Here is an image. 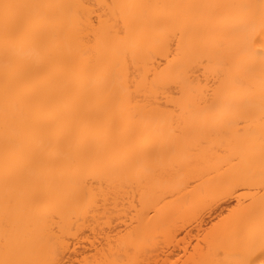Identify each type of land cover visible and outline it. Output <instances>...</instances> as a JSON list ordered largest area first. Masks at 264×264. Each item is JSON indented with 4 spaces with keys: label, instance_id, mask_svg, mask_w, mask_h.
<instances>
[{
    "label": "bare ground",
    "instance_id": "bare-ground-1",
    "mask_svg": "<svg viewBox=\"0 0 264 264\" xmlns=\"http://www.w3.org/2000/svg\"><path fill=\"white\" fill-rule=\"evenodd\" d=\"M262 186L264 0H0V264H152L228 191L185 264H264Z\"/></svg>",
    "mask_w": 264,
    "mask_h": 264
},
{
    "label": "rangeland",
    "instance_id": "rangeland-1",
    "mask_svg": "<svg viewBox=\"0 0 264 264\" xmlns=\"http://www.w3.org/2000/svg\"><path fill=\"white\" fill-rule=\"evenodd\" d=\"M190 185H193V183L190 184ZM129 186H131V185L128 184V186L126 185V186H125L126 188H125V187H124V188H125L126 190H129V189H127ZM262 187H264V186H262ZM135 188H136V187H134L133 191H135ZM125 189H123V190H125ZM138 189H139V188H136V190H138ZM140 190H141V189H139V191H140ZM139 191H137V192H138L137 195H139ZM226 191H228V190H226ZM232 191L234 192V190H232ZM237 191H240V192H241V189H237ZM262 191L264 192V188H263V190L261 189V192H262ZM123 192H124V191H123ZM126 192H128V191H126ZM126 192H124V194L127 196V195L130 193V194H131L130 196H132V198H133V196H134L135 193H136V191H135V193L133 192V194H132V192H129L128 194H126ZM140 192H141V191H140ZM221 192H224V191H221ZM221 192H220V193H221ZM240 192H239V193H240ZM261 192H260V190H259V193H260V194H261ZM263 192H262V194H263ZM220 193H219V194H220ZM227 193H229L230 196L227 195L226 192H225L226 195H225V194H222V196H221V194H220V196H218V194H217V198L219 199V198L221 197V200H220V199H219V200H218V199H214L216 196H214V197L211 198V199H212L211 202H213L214 205H216V207L214 206V207L212 208L211 204L213 205V203L210 204V201H208V202H209V205L211 206V208H209V209H211V210H209L208 212L204 211V212H203V213H204V217L201 216V215H203V214H202V211H201V210H198V211L201 212V213H200L201 215H200L199 213H197L198 215H196V217H198V219H199V218H203V222H202L201 219L198 220L197 218H195V214L193 215L195 221H194V219L191 218V216H190V219H191V220H190V221H191L190 224H191V225H190V224L188 225V222H190V221H187V225H188V227L186 226V228H185L184 225L182 226V224L178 223V220L176 221V223H177V224H180L181 227H183V228H180L181 230H179V233H178V234L176 233V235H174V236L176 237V239H175V241H174L175 243L172 242V238H171L170 241H171L172 243L170 244V246L168 245V247H167L166 249L164 248V247H166V246L161 247V249L158 248L159 246L157 247L159 250H162V249L164 248V250L166 251V252L163 251L164 253L160 251L161 253H163L161 256H159V255L161 254V253H160V254L158 253L159 251L156 252V253H158V255H157V259L160 260V261H159V262H160L159 264H168V263H170V264H174V263H175V264H183V263H184V264H185V263L187 262V260H189V258H188L187 260H185V259L187 258V255L189 254V252H190L191 254L193 253L192 256L195 255V254H194V253H195L194 250L196 251L197 248L199 249V247H202V246H203V244L205 243V241H203L202 236H203V238L206 239V237H204V236H205V234H207V232H210V231H208V230L213 226L212 223H215V224H216V223L218 222V220H220L222 217H223V218H222V220H223L225 217L230 216L231 213H230L229 215H227V213H229V212L232 211V210H235V209L238 207V206H237V207L235 208V206H236L235 203H237V201H236V199H234V198H236L235 196L238 194V192H237V193L230 194L231 191H230V192L228 191ZM122 194H123V193H122ZM234 194H235V195H234ZM137 195H136V196H137ZM231 195H232V197H231ZM130 196H127V198H126V197L124 198V199L127 201V204H126V202L123 203V204H126L127 207H128V206H129L128 204H129L130 202L132 203V201L134 200V201H135L134 203H136V206H137V204H138V203H137V200H138L137 198H138L140 195L137 196V198L134 197L133 200H132V198H131ZM263 196H264V195H263ZM121 197H124V196L121 195ZM121 197H120V200H118L119 198H118L117 200H118V201H125V200H121ZM145 197L148 198L147 196H145ZM150 197H151V194H149V198H150ZM129 198H131L132 201H130ZM226 198H227V199H226ZM135 199H136V200H135ZM139 199H140V198H139ZM164 199L167 200V199H168V196H166ZM164 199H163V200H164ZM213 200H214V201H217V203L214 202ZM226 200H227V201H226ZM128 201H130V202L128 203ZM138 201H139V200H138ZM116 203H118V202L116 201ZM119 203H120V202H119ZM121 203H122V202H121ZM134 203H133V204H134ZM123 204H120L121 208H122V205H123ZM140 204H141V203H140ZM118 205H119V204H118ZM141 205H142V204H141ZM206 205H207V204H206ZM218 205H219V206H218ZM237 205H238V204H237ZM123 206H125V205H123ZM130 206H131V205H130ZM133 206H135V205H133ZM207 206H208V205H207ZM118 207H119V206H118ZM125 207H126V206H125ZM131 207H132V206H131ZM208 207H209V206H208ZM217 207H218L219 209H218ZM221 207L223 208V210H222ZM129 208H130V207H129ZM135 208H136V207H135ZM216 208H217V209H216ZM226 208H227V209H226ZM233 208H234V209H233ZM123 209H125V208L123 207ZM131 209H133V208H131ZM146 209H149V208H146ZM146 209H144V210L146 211ZM205 209H208V208H205V206H204V207H203V210H205ZM213 209L216 210V211L214 212ZM228 209H230V211H228ZM128 210L130 211V209H128ZM138 210H139V209H138ZM140 210H142V209H140ZM212 210H213V211H212ZM218 210H219V211H218ZM221 210H222L223 212H222ZM133 211H134V210H133ZM150 211H151V212H149V210H148V213L146 212V213H147V216H148L149 213H152V210H150ZM198 211H197V212H198ZM217 211H218V212H217ZM226 211H228V212H226ZM235 211H236V210H235ZM126 212H127V208H126ZM210 212H211V213H210ZM120 213H122L123 215L125 214V212H124V213H123V212H120ZM132 213H133V212H132ZM134 213H135V212H134ZM136 213H137V212H136ZM139 213H140V212H139ZM208 213H209V214H208ZM217 213H219V214L221 213V215H219V214H217ZM223 213H224V214H223ZM118 214H119V213H118ZM122 214H121V216H123ZM130 214H131V212H130ZM130 214L128 213L129 216H130ZM137 214H138V213H137ZM207 214H208V215H207ZM126 215H127V213H126ZM126 215H125V216H126ZM128 215L126 216V218L128 217ZM226 215H227V216H226ZM116 216H119V215L116 214L115 217L113 216V219H115V218L117 219L118 217H116ZM121 216H119V217L122 218ZM125 216H123V217H125ZM131 216H132V215H131ZM134 216H135V215H133V217H134ZM149 216L151 217L152 215L150 214ZM220 216H221V217H220ZM231 216H233V213L231 214ZM231 216H230V217H231ZM215 217H216V218H215ZM219 217H220V219H219ZM120 218H118L117 222H118V224H120L121 226H120V225H117V224H114L113 227H115V226L117 225V226H119V228L121 227L122 231H127L126 228L129 227V226H131V225H129V224H132V221H133V220L131 219L132 221H131L129 224L126 225V222H125V224L123 225V224H121V223L119 222V219H120ZM209 218H210V219H209ZM113 219H112V220H113ZM124 219H125V218H124ZM124 219H123V220H124ZM134 219H135V217H134ZM186 219H188V218H186ZM186 219L183 218L184 221H185ZM204 219H205V220H204ZM225 219H226V218H225ZM125 220H126V219H125ZM127 220H128V218H127ZM183 220H182V221H183ZM188 220H189V219H188ZM197 220H198V221H197ZM129 221H130V217H129ZM129 221H127V223H128ZM134 221L136 222V220H134ZM134 221H133V223L136 224ZM199 221H201L202 224H200ZM207 221H208V222H207ZM212 221H213V222H212ZM215 221H217V222H215ZM112 222H113V221H112ZM112 222H111V223H112ZM117 222L115 221V223H117ZM180 222H181V221H180ZM194 222H195V223H194ZM196 222H197V223H196ZM109 223H110V222H109ZM123 223H124V221H123ZM176 223H175V224H176ZM184 223H185V222H183V224H184ZM198 223H199L200 225H202V226H201L202 228H201V227L199 228L200 225H199ZM203 223H204V224H203ZM112 224H113V223H112ZM112 224H110V225L112 226ZM196 224H197V227L200 229L199 231H198V229L196 228ZM208 224H209V225H208ZM132 225H133V224H132ZM185 225H186V224H185ZM193 225H194V226H193ZM198 225H199V226H198ZM117 226H116V227H117ZM126 226H127V227H126ZM175 226H177V225H175ZM175 226H174V227H175ZM178 226H179V225H178ZM206 226H207V227H206ZM209 226H210V227H209ZM106 227H107V226H106ZM109 227H110V226H109ZM179 227H180V226H179ZM179 227H178V228H179ZM203 227H204V228H203ZM111 228H112V227H111ZM129 228H130V227H129ZM134 228H135V227H134ZM184 228H185V229H184ZM207 228H209V229H207ZM106 229H108L107 231L109 232V229H110V228H106ZM106 229H105V231H106ZM117 229H118V228H117ZM117 229H116V230H117ZM121 229H120V230H121ZM188 229H189V230H188ZM205 229H206V230H205ZM110 230H111V232H112V229H110ZM130 230H131V229H130ZM176 230H178L177 227H176L175 230L173 229V231H176ZM202 230H203V231H202ZM210 230H212V229H210ZM85 231H86V232H85ZM85 231H84L83 233L86 235L88 230L86 229ZM128 231H129V229H128ZM170 231H172V227H171V230H170ZM185 231H186V232H185ZM90 232H91V231L88 232V233H89V236H90V234H92V233H90ZM108 232H107V233H108ZM113 232H114V231H113ZM113 232H112V233H113ZM130 232H131V231H130ZM177 232H178V231H177ZM195 232H197V234H196ZM83 233H82V234H83ZM115 233H116V231H115ZM115 233H114L113 237H115V236L117 235V234L115 235ZM117 233H118V232H117ZM121 233L123 234L124 232H121V231H120V234H121ZM127 233L129 234V232H127ZM185 233H188L189 235H188V234H185ZM199 233H200V234H199ZM203 233H204V234H203ZM84 234H83V235H84ZM125 234H126V233H125ZM182 234L185 236V238H184V236L182 237ZM194 234H195V235H194ZM85 235H84V236H85ZM109 235H110V234H109ZM126 235H127V234H126ZM171 235H172V234H171ZM177 235H178V236H177ZM180 235H181V236H180ZM79 236H80V234H79ZM87 236H88V235H87ZM96 236L98 237V234H96ZM153 236H154V235H153ZM169 236H170V235H169ZM174 236H172V237H174ZM90 237H91V236H90ZM109 237H110V240L113 242L114 240L111 239L112 234H111ZM154 237H156V234H155ZM157 237H159V235H157ZM160 237H161V239H163V238L165 239V237H164V236L162 237V235H161ZM178 237H179V238H178ZM180 237H181V238H180ZM193 237H196V239H195V238L192 239ZM200 237H201V238H200ZM86 238H87V237H86ZM88 238H89V237H88ZM88 238H87V239H88ZM91 238H92V239H90V240L92 241V240H94L96 237H95L94 239H93V237H91ZM98 238L100 239V237H98ZM98 238H97L96 240H98ZM151 238H152V236H151ZM186 238H189V239H186ZM197 238H199L200 240H198ZM79 239H80V238H79ZM83 239H84V238H83ZM114 239H115V238H114ZM161 239L159 238L158 240L160 241ZM166 239H167V238H166ZM166 239H165V240H166ZM190 239H191V240H190ZM146 240L149 241V240H151V239H150V238H146V239H145V242H146ZM158 240H156V242H158ZM167 240H169V239H167ZM173 240H174V238H173ZM177 240H178V241H177ZM185 240H186L187 243H185ZM197 240H198V241H197ZM76 241H77V240H76ZM78 241H79V240H78ZM78 241H77V243L80 244V241H81V240H80L79 242H78ZM84 241H85V242H88V241H86L85 239H84ZM152 241H153V242H150V241H149L150 243H149V242H146V244H147L149 247H150V246L155 247V242H154L155 239H153ZM82 242H83V240H82ZM82 242H81V244H82ZM92 242H96V241H92ZM92 242H91V243H92ZM98 242L101 243L102 241L98 240ZM142 242H144V240H143ZM142 242H141V244H142ZM145 242H144V243H145ZM161 242H162V241H161ZM166 242H167V241H166ZM166 242H164L165 245H167ZM197 242L199 243L198 245H197ZM203 242H204V243H203ZM99 243H98V244H99ZM178 243H179V244H178ZM182 243H183V244H182ZM74 244L76 245V243H74ZM79 244H77V245H79ZM87 244H88V243H87ZM95 244H96V243H95ZM95 244H93V246H94ZM98 244H96V246H97ZM146 244H143V245H146ZM172 244H173L174 246H173ZM192 244H193V245H192ZM77 245H76V247H77ZM83 245H84V243H83ZM85 245H86V244H85ZM88 245H89V247L91 246L90 244H88ZM88 245H87V246H88ZM158 245H159V244H158ZM180 245H181V246H180ZM185 245H186V246H185ZM189 245H190V246H189ZM199 245H200V246H199ZM201 245H202V246H201ZM87 246H86V247H87ZM96 246H95V247H96ZM99 246H100V244H99ZM156 246H157V245H156ZM182 246H183V247H182ZM191 246H192V248H191ZM196 246H198V247H196ZM204 246H205V244H204ZM204 246H203V247H204ZM86 247H85V248H86ZM89 247H88V248H89ZM91 247H92V246H91ZM91 247H90V248H91ZM169 247H170V249H168ZM172 247H174V250H173ZM185 247H186V249H185ZM194 247H196V248H194ZM82 248L85 250V248L81 246V247H79L78 251H79L80 249L83 250ZM143 248H144V247H143ZM175 248H176V249H175ZM193 248H194V249H193ZM91 249H92V248H91ZM91 249H87L86 251H88V250L91 251ZM155 249H156V248H155ZM177 249H178V250H177ZM75 250H76V249H75ZM84 250L82 251V253H85V252H86V251H84ZM142 250H143V249H142ZM146 250H148V249H146ZM152 250H153V249H152ZM168 250H169V251H168ZM172 250H173V251H172ZM129 251H132V250H129ZM133 251H134V250H133ZM140 251H141V250H140ZM140 251H139V254H141ZM149 251H150V250H148V253H149ZM153 251H154V250H153ZM153 251H152V254H151V255H153ZM155 251H156V250H155ZM181 251H182V252H181ZM134 252H135V251H134ZM144 252H146V251H145V250L143 251V254H144V255H145V254H148L147 252H146V253H144ZM169 252H170V255H169ZM74 253H77L78 257L82 254L81 251H80L81 254H78L77 251L74 252ZM92 253H93V249H92ZM92 253H91V254H92ZM128 253H130V252H128ZM156 253H154L155 255H154L152 258H151V257L149 258V259H151V260L154 258L155 261L152 260L153 262H156V260H157V259H156ZM181 253H182V254H181ZM183 253H184V254H183ZM68 254H69V255H68L69 257H70V256L73 257V256L75 255V254H73V253H71V254H73V255H71L70 253H68ZM86 254L91 256V254H89V252H88V253L86 252L84 255L87 256ZM134 254H135V255H134V256H135L134 260H132V258H131V260L129 261V263H134L135 260L138 258V257L136 258V256H137L138 254H137V255H136V253H134ZM143 254H141V256H142ZM185 254H186V255H185ZM131 255H132V254H131ZM131 255H130V256H131ZM149 255H150V253H149ZM75 256H76V255H75ZM139 256H140V255H139ZM169 256H170V257H169ZM183 256H184V259H183ZM66 257H67V255H66ZM72 257H71V260H74L75 257H74V259H72ZM78 257L76 256L77 259L74 260V264H76L75 261L78 260ZM80 257H81V256H80ZM87 257H88V256H87ZM163 257H166V258H163ZM181 257H182V258H181ZM189 257H191L190 254H189ZM67 258H68V257H67ZM88 258H89V257H88ZM139 258H140V257H139ZM139 258H138V260H139ZM141 258H142V259H141L142 261H144V260L146 261V260H148V255H147V256L145 255V256H143V257H141ZM167 258H168V259H167ZM81 259H82V258H81ZM81 259L79 258L80 261H81ZM163 259H164V260H163ZM166 259H167L168 261H167ZM180 259H182V261H180ZM67 260H68V259H66V261H67ZM71 260H68V262L70 261V262L73 263V261H71ZM80 261H77L78 264H79ZM142 261L140 262L141 264H142ZM145 261H144V262H145ZM165 261H166V262H165ZM68 262H67V264H68ZM153 262H152V264H154ZM157 262H158V260H157ZM157 262H156L155 264H157ZM177 262H178V263H177ZM180 262H182V263H180ZM145 263H146V262H145ZM148 263H150V260L147 261V264H148ZM65 264H66V263H65ZM138 264H139V261H138ZM143 264H144V263H143Z\"/></svg>",
    "mask_w": 264,
    "mask_h": 264
},
{
    "label": "snow or ice",
    "instance_id": "snow-or-ice-1",
    "mask_svg": "<svg viewBox=\"0 0 264 264\" xmlns=\"http://www.w3.org/2000/svg\"><path fill=\"white\" fill-rule=\"evenodd\" d=\"M7 7V6H6Z\"/></svg>",
    "mask_w": 264,
    "mask_h": 264
}]
</instances>
